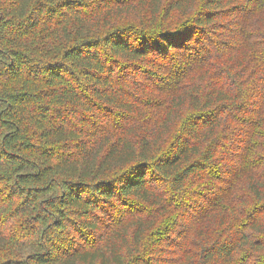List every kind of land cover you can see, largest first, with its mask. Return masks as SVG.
<instances>
[{
  "label": "trees",
  "instance_id": "obj_1",
  "mask_svg": "<svg viewBox=\"0 0 264 264\" xmlns=\"http://www.w3.org/2000/svg\"><path fill=\"white\" fill-rule=\"evenodd\" d=\"M0 264H264V0H0Z\"/></svg>",
  "mask_w": 264,
  "mask_h": 264
}]
</instances>
